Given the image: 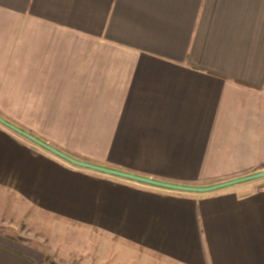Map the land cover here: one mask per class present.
Instances as JSON below:
<instances>
[{"label": "crops", "instance_id": "crops-1", "mask_svg": "<svg viewBox=\"0 0 264 264\" xmlns=\"http://www.w3.org/2000/svg\"><path fill=\"white\" fill-rule=\"evenodd\" d=\"M7 113L200 146L201 177L263 171L264 0H0ZM2 128V218L81 224L98 264H264V177L171 190L75 166ZM46 255L0 232V264Z\"/></svg>", "mask_w": 264, "mask_h": 264}, {"label": "rangeland", "instance_id": "rangeland-1", "mask_svg": "<svg viewBox=\"0 0 264 264\" xmlns=\"http://www.w3.org/2000/svg\"><path fill=\"white\" fill-rule=\"evenodd\" d=\"M2 116L40 135L69 155L95 164L190 186H210L233 179L199 176L208 173L202 171L203 163L199 159L203 155V148L200 146L147 144L158 140L138 136V132L131 138L129 131L99 128L106 124L98 122L87 123L88 128L84 130H68L63 128L67 125V114L48 115V122L45 123L41 120L44 115L7 113ZM0 127L5 128L1 124ZM109 141L121 144H105ZM2 203L3 199L0 198V214L3 213ZM15 214L10 219L9 215L4 218L0 215V232L30 241L47 254L49 264H98L99 243L97 240H87L90 231L81 224L47 220L45 226H28L25 221L20 222V211H15Z\"/></svg>", "mask_w": 264, "mask_h": 264}, {"label": "water", "instance_id": "water-1", "mask_svg": "<svg viewBox=\"0 0 264 264\" xmlns=\"http://www.w3.org/2000/svg\"><path fill=\"white\" fill-rule=\"evenodd\" d=\"M0 124L3 125L4 127L10 129L11 131L21 135L22 137L30 140L31 142L35 143L36 145L44 148L45 150L49 151L50 153L56 155L57 157L75 165L81 168L85 169H90L94 171H98L104 174L112 175V176H117L125 179H129L132 181L140 182V183H145L149 185H153L156 187H162L166 189H171V190H177V191H186V192H210L214 190H218L224 187L232 186L238 183H242L245 181L257 179V178H262L264 177V170L254 173L252 175L244 176V177H238L234 178L228 181H224L221 183H217L214 185L210 186H190V185H182V184H176V183H171V182H166V181H161L157 180L154 178L150 177H145L137 174H133L130 172H126L120 169H115L87 161H82L80 159H77L68 153L60 150L59 148L51 145L49 142L44 141L43 139L37 137L33 133L19 127L18 125L12 123L11 121L7 120L4 118L2 115H0Z\"/></svg>", "mask_w": 264, "mask_h": 264}, {"label": "trees", "instance_id": "trees-1", "mask_svg": "<svg viewBox=\"0 0 264 264\" xmlns=\"http://www.w3.org/2000/svg\"><path fill=\"white\" fill-rule=\"evenodd\" d=\"M50 264H53L52 262H50Z\"/></svg>", "mask_w": 264, "mask_h": 264}]
</instances>
